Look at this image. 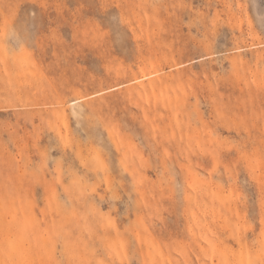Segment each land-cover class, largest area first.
I'll return each mask as SVG.
<instances>
[{
	"label": "rangeland",
	"instance_id": "374dc122",
	"mask_svg": "<svg viewBox=\"0 0 264 264\" xmlns=\"http://www.w3.org/2000/svg\"><path fill=\"white\" fill-rule=\"evenodd\" d=\"M0 264H264V0H0Z\"/></svg>",
	"mask_w": 264,
	"mask_h": 264
}]
</instances>
